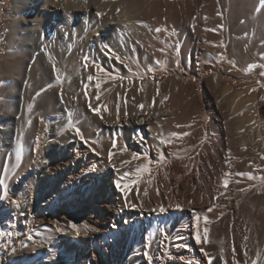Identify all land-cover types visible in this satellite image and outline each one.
Returning a JSON list of instances; mask_svg holds the SVG:
<instances>
[{"label":"bare ground","instance_id":"obj_1","mask_svg":"<svg viewBox=\"0 0 264 264\" xmlns=\"http://www.w3.org/2000/svg\"><path fill=\"white\" fill-rule=\"evenodd\" d=\"M12 1L16 13L29 17L14 21L19 29L26 31V39L35 41L49 33L54 41L66 42L69 29L88 24L94 35L92 42L100 39L115 42L125 37L121 33L127 31L130 16L141 8L139 0L132 4L128 0H109L114 1L111 5L104 3L107 0H89L86 11L78 7L79 0ZM190 1L176 0L174 5L186 7ZM101 13L104 16L98 15ZM216 74L210 76L209 82L212 79L216 84L228 82ZM184 78L173 75L166 81L162 77L147 81L152 87L154 83L167 84L170 98L158 97L153 105L151 93L144 89L135 91L136 95L130 96L127 103H117L119 119L117 104L108 105V111L102 110L103 119L96 114L80 119L82 134L99 155L90 151L79 137L65 143L51 141L38 154L35 146L23 174L26 180H32V190H37L40 197L45 195L44 206L52 208L47 222L53 221V214L59 217L65 229L61 244L70 253V264H187L188 261L206 264L201 247L215 257L213 264H223V259L235 264L233 241L240 264H252L258 252L264 259V180H261L264 110L251 107L255 95L239 91L231 96L230 104L222 107L218 105L217 93L204 99L199 81ZM32 80L24 87L29 88L34 83ZM68 80L62 78L60 85L67 88ZM124 83L129 84L126 78ZM141 103L145 105L143 110L138 107ZM205 112L210 114L208 123L203 119ZM255 116L258 119L254 120ZM107 132L111 136L119 132L116 149L111 148V140H100ZM172 133L177 135L172 137ZM138 137H143L144 142ZM161 138L172 139L173 143L160 144ZM158 144L159 153L155 147ZM121 147L127 151L133 149L143 163L147 162L145 154L153 161L151 175L145 174L128 195L132 203L143 202V207H125L123 195L114 185L123 175L120 168L127 166L118 161ZM109 150L116 152L112 161L116 169L108 162ZM131 173L134 176L135 171ZM239 173H251L253 177ZM225 178L230 180L227 189L223 187ZM177 204L181 207L177 208ZM161 207L163 212L159 210ZM197 218L201 230L205 226L210 229L208 237H202V243L194 238ZM73 222L79 226V233L69 226ZM85 225L96 231L88 230ZM145 251L152 256L151 260L144 256Z\"/></svg>","mask_w":264,"mask_h":264},{"label":"rangeland","instance_id":"obj_2","mask_svg":"<svg viewBox=\"0 0 264 264\" xmlns=\"http://www.w3.org/2000/svg\"><path fill=\"white\" fill-rule=\"evenodd\" d=\"M139 1L141 8L130 16L131 23L123 39L92 42L93 31L87 24L69 29L66 42H57L49 33H44L40 41L26 39V31L19 29L14 20L29 17L22 12L16 13L12 0H0V181H3L0 184V232L13 233L0 237V245H8L0 247V264H70V253L61 244L65 229L59 217L53 214V221L47 222L52 208L44 206L45 195L40 197L37 190H32V180H26L23 171L37 144L40 143L41 151L51 141H76L74 127L83 125L79 120L95 115L84 98V84H89L92 107L108 106L124 102L125 96L129 101L141 86L147 94L151 93L152 101L153 97L164 99L167 96L169 99L167 84L154 83L152 87L147 81L158 77L166 81L174 75L197 79L203 98L217 93L218 105L222 107L230 104L231 96L239 91L255 95L251 107L264 110V76L260 75L264 72V0H191L188 6L181 4L178 8L174 5L176 0ZM156 28L162 31L157 33ZM85 56L90 61L86 69ZM96 64L105 70L99 73L105 77L99 89L100 102L95 99L96 81L87 80L89 75L98 74ZM253 64L257 67L250 68ZM148 68L155 71L147 72L143 79L133 75L138 69L144 72ZM129 73L133 83L125 85L120 77ZM109 74L117 79L107 78ZM213 74L228 82L216 84L213 79L209 82ZM31 77L35 86L33 83L29 88L24 87ZM59 78L69 79L70 85L62 87ZM74 96L77 97L75 101L71 100ZM29 104L33 105L31 112ZM209 118L210 114L205 112L204 122L208 123ZM118 134L111 136L107 132L100 140L112 141ZM132 153L134 150L128 149L127 153L118 155L119 163L130 160L126 168H120V173L130 169V173L134 172L133 168L144 164L131 160ZM5 184L8 186L6 199L3 198ZM56 228L63 231L57 232Z\"/></svg>","mask_w":264,"mask_h":264},{"label":"snow or ice","instance_id":"obj_3","mask_svg":"<svg viewBox=\"0 0 264 264\" xmlns=\"http://www.w3.org/2000/svg\"><path fill=\"white\" fill-rule=\"evenodd\" d=\"M119 11V10H118ZM98 15H102V14H98ZM214 30V29H213ZM155 31L157 33L161 32L162 29L161 28H156ZM122 36H127V33L124 32V33H121ZM170 35H172V33H170ZM117 60H120V57L119 56H116L115 57ZM120 62L123 64L124 61L123 60H120ZM90 63L89 61V57L85 56L84 57V68L86 69L88 67V64ZM157 64L161 63L160 61H156ZM231 63V61H230ZM176 66L179 67V59L176 60ZM96 69H97V75L96 76H93V75H89L87 77V80L88 82H92L93 80L96 81L95 83V88L97 89V94L95 96V99L96 100H100V93H99V89H101L102 87V84L103 82L105 81V77L100 75L99 73H103L105 70L98 64L95 65ZM257 67L255 64L251 65L250 68H255ZM129 71L131 72V68H129ZM155 69L154 68H148L146 69L144 72H140L139 69L137 71V73H133V75H139L141 79H143V77L146 75L147 72H154ZM261 76H264V72H261L260 73ZM107 78H110V79H117L116 76H113L111 74H109V76ZM127 79L128 83L131 85L133 83V79L131 76H128V77H120L121 80L123 79ZM154 78V77H153ZM88 87H89V84H84V98L85 100L87 101V106L88 108L95 114H98L101 116V119H103V114H102V110L103 111H108V107L107 105L105 104H98L96 107H92V104H91V100H92V97L91 95L89 94L88 92ZM141 91L143 90V86H141ZM62 94V93H61ZM119 95V94H118ZM157 95H159V89L157 88ZM155 97H153V105L155 104ZM168 97L165 96L164 97V100H167ZM71 100L75 101L77 100V97H71ZM124 102L127 103V97L125 96L124 97ZM164 101L162 100L161 103H163ZM28 111L31 112L33 110V105L32 104H29L28 106ZM138 107L143 110L145 105L143 103H141L140 105H138ZM119 112H120V107H119V104H117V107H116V114H117V119H119ZM140 123H143V121H140ZM179 127V126H178ZM74 131L76 133V135L79 137V139L85 144V145H88L89 148H90V151H92L93 153H95L96 155H99V153L96 152V149L91 147L90 143H89V140H87L85 138V136L82 134L81 132V129L79 127H74ZM177 135V133H172L171 136L172 137H175ZM187 135V134H185ZM139 141L141 143L144 142V138L143 137H138ZM173 143V140L172 139H164V138H161L160 139V144H172ZM203 143V141H202ZM156 147V151L157 153L160 152V147H159V144L158 145H155ZM111 148L112 149H116L117 148V139L115 137L112 138V142H111ZM36 150H37V154L39 152V144H37L36 146ZM119 151L121 153L123 152H126L127 151V148L126 147H121L119 149ZM116 155V152L112 151V150H109L108 152V162L110 164V166L113 168V169H116V164L115 163H112L113 161V157ZM147 162H145L142 166H138L136 169H135V173H134V176L132 173L130 172H124L123 175H121L118 179H116L114 181V185L116 187V189L122 193L123 195V199H124V205L125 207H130V208H136V207H143V202H140L139 204H135V203H132L129 199H128V195H129V192L132 190V188L134 186H138L142 181H143V177L145 174H149L151 175L152 173V164H153V161L151 159H148L147 158V154H145V157ZM141 159V156L139 154H136L134 153L132 155V160H139ZM157 164L160 163V160H159V157H157V160L155 161ZM130 163V161H121V164L122 165H125V164H128ZM238 175H247L250 179L253 177V174L251 173H239ZM261 180H264V177H261ZM3 181H0V184H2ZM148 183H152L151 180L148 181ZM230 184V180L228 178H225L223 180V187L225 189L228 188ZM7 185L5 184L4 185V188H5V192H4V196L3 198H7ZM137 191H139L138 187H137ZM145 195H147V191L145 190ZM220 195H224L223 192L220 193ZM218 198V197H217ZM177 208L181 207L179 204L176 205ZM161 212L164 211V208L161 207L159 209ZM209 211H211V209H209ZM204 221H205V224L208 223V217L205 216L204 217ZM73 230H75L77 233H79L80 231V228L79 226L76 224V223H71L69 225ZM85 228H88V225H85L84 226ZM57 232H60V231H63V229L61 228H56L55 229ZM88 230L90 231H96V229L94 228H88ZM209 232H210V229L205 226L202 230L199 226V218H197V223H196V230H195V240L197 243H202V237L203 238H207L208 235H209ZM13 233H10V232H0V237L2 236H11ZM29 239H31L29 237ZM8 245L7 244H4V245H0V247H7ZM24 246V245H22ZM183 247H188V245H183ZM12 251H16V249H12ZM200 251L201 253H203V256L206 258V264H213V260L215 259V257L211 256L207 251H205V249L203 247L200 248ZM244 255H247V250L245 249L244 251ZM144 256L148 259V260H151L152 259V256L149 254L148 251H145L144 252ZM220 256L221 258L224 257V252H223V249H221V252H220ZM183 259V258H181ZM232 259L233 261H235V264H240V262L238 260H236V247H235V242L233 241V244H232ZM258 262H260V264H264V259L261 258V255L260 253L258 252L256 254V259L252 261V264H258ZM187 264H193L192 261H188ZM223 264H228V261L226 259H223Z\"/></svg>","mask_w":264,"mask_h":264},{"label":"clouds","instance_id":"obj_4","mask_svg":"<svg viewBox=\"0 0 264 264\" xmlns=\"http://www.w3.org/2000/svg\"><path fill=\"white\" fill-rule=\"evenodd\" d=\"M63 6L64 5H61V7H63ZM88 6H89V0H79L78 7L82 8L86 11Z\"/></svg>","mask_w":264,"mask_h":264}]
</instances>
